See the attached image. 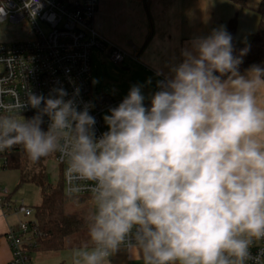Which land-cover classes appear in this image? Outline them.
I'll use <instances>...</instances> for the list:
<instances>
[{"label": "clouds", "instance_id": "9594fccd", "mask_svg": "<svg viewBox=\"0 0 264 264\" xmlns=\"http://www.w3.org/2000/svg\"><path fill=\"white\" fill-rule=\"evenodd\" d=\"M232 41L224 26L195 37L151 107L133 86L99 138L88 106L62 87L17 102L36 110L30 119L0 115V152L21 146L32 163L59 152L70 182H92L75 264H109L121 246L144 264H244L264 238V68L241 74L249 47L234 55Z\"/></svg>", "mask_w": 264, "mask_h": 264}, {"label": "built area", "instance_id": "2783aa9c", "mask_svg": "<svg viewBox=\"0 0 264 264\" xmlns=\"http://www.w3.org/2000/svg\"><path fill=\"white\" fill-rule=\"evenodd\" d=\"M32 3V0H27ZM42 5L30 14L26 0H0V23H8L20 29L26 36L22 40L0 42V115H15L16 118H31L36 110H16L17 102H26L27 94H52L54 88L62 87L68 93L65 99L74 98L79 109L88 106L96 124L95 135L99 138L108 131L104 116L117 102L108 94L94 93L92 89V61L94 50L106 53L109 60L124 65L128 59L138 60L112 45L100 36L95 28L99 0H39ZM166 79H161L164 82ZM76 89L79 94L74 95ZM161 87L158 85V90ZM12 106L13 111H7ZM146 108L151 103H144ZM48 117H44L47 129ZM11 150L0 152V173L8 169ZM55 160L61 168L65 193L93 209L91 201L92 182L69 181L65 175L67 159L57 152ZM78 189L73 191V189ZM0 208L4 217H14L17 222L8 230L6 240L11 250L9 264H32V250L38 246L41 236L32 207L23 201L12 200V193L0 185ZM88 243V242H87ZM124 247V246H121ZM244 264H264V238L253 239L249 256Z\"/></svg>", "mask_w": 264, "mask_h": 264}, {"label": "crops", "instance_id": "0c3cea01", "mask_svg": "<svg viewBox=\"0 0 264 264\" xmlns=\"http://www.w3.org/2000/svg\"><path fill=\"white\" fill-rule=\"evenodd\" d=\"M261 1L248 0V7L243 9L229 0H99L95 28L112 45L138 55V60L128 59L125 68L140 76L143 88L149 87L155 94L161 79L172 78L171 69L183 61L181 53L190 50L195 37L207 36L220 26L227 28L236 16V43L247 45L259 25L256 10ZM258 65L264 68V63ZM150 92L149 89L150 99L145 103H151ZM15 223L12 217H4L0 208V264H9L11 260L6 234ZM85 244L66 241L64 251L35 252L31 263L37 256L46 264H75V252ZM109 264L144 262L138 250L121 247L109 257Z\"/></svg>", "mask_w": 264, "mask_h": 264}, {"label": "trees", "instance_id": "16d2710c", "mask_svg": "<svg viewBox=\"0 0 264 264\" xmlns=\"http://www.w3.org/2000/svg\"><path fill=\"white\" fill-rule=\"evenodd\" d=\"M234 5L246 9L248 0H229ZM259 25L247 45L236 43L237 17H233L227 25V32L233 37L234 55H239L241 49L249 47L239 66L240 72H245L250 66L264 63V0L256 10ZM30 119V118H29ZM44 130H47L42 125ZM8 169L17 170L20 175V185L32 183L41 190V203L32 208L41 236L38 246L32 250L43 254H58L64 251L65 242L83 244L89 241L86 220L78 221L77 213L69 215L77 204L74 198L66 195L61 168L56 182L50 180L48 164L56 157V153L41 158L37 163L28 160L21 146L10 149ZM57 163V162H56ZM58 165V164H57ZM60 167V166H59Z\"/></svg>", "mask_w": 264, "mask_h": 264}, {"label": "rangeland", "instance_id": "374dc122", "mask_svg": "<svg viewBox=\"0 0 264 264\" xmlns=\"http://www.w3.org/2000/svg\"><path fill=\"white\" fill-rule=\"evenodd\" d=\"M26 36L20 29L11 27L8 23H0V42L8 43L13 40H22ZM92 61V89L98 94L106 93L111 96L119 105L123 99L128 95L129 90L133 86H139L145 99L143 103L148 101L150 89V95H154V90L146 87L139 83L140 76L131 71H122V67L125 65H118L109 60V56L106 53H102L98 50H94L91 56ZM153 90V91H152ZM158 90V89H157ZM156 90V92H157ZM109 115V114H106ZM20 119V118H18ZM108 128V126H107ZM48 172L50 175V180L56 182L59 177V165H57L55 158L48 164ZM20 175L17 170L5 169L0 173V185L10 193H12V200L20 203L23 201L26 205L34 208L41 203V190L38 186L32 183H27L19 186ZM76 205L72 208L69 215L77 213L79 220H86V217L92 212V208L80 200H75ZM14 221L17 219L12 217ZM44 260H39L37 256L32 258V263L34 264H46L42 262Z\"/></svg>", "mask_w": 264, "mask_h": 264}, {"label": "water", "instance_id": "95a60500", "mask_svg": "<svg viewBox=\"0 0 264 264\" xmlns=\"http://www.w3.org/2000/svg\"><path fill=\"white\" fill-rule=\"evenodd\" d=\"M128 68L122 67V71H128Z\"/></svg>", "mask_w": 264, "mask_h": 264}]
</instances>
